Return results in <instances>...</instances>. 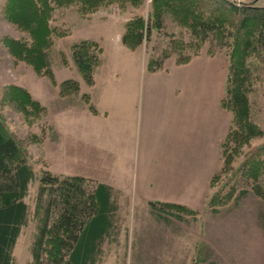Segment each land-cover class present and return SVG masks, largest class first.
<instances>
[{"label":"rangeland","instance_id":"obj_1","mask_svg":"<svg viewBox=\"0 0 264 264\" xmlns=\"http://www.w3.org/2000/svg\"><path fill=\"white\" fill-rule=\"evenodd\" d=\"M235 1L250 4L253 0ZM7 2L0 0V98L6 93L7 97H11V103L1 104L0 101L1 124L10 132L9 135L18 140L23 156L35 172V179L26 197L29 220L12 252L15 264H26L31 258L29 247L36 224L32 212L40 173L48 170L60 177L69 176L73 169L84 165L94 171L104 166L107 174L118 166V178L113 179L117 208L111 218L113 227L101 244L96 264H264V223L262 225L259 217L264 213V202L249 188L248 193L237 201L233 198L228 200L226 194L229 186L225 184L229 182L230 176L225 173L222 177L224 182L220 179L210 185L209 180L206 197L193 204L194 209L177 204L160 215L149 208L148 203L155 200H144L136 191L139 180L135 170L133 139L130 135L133 128L130 123L127 125V156L123 161H117L115 155L110 154L115 152V147L121 141L118 139L116 116L122 114L119 108L123 106L122 100L117 105L115 93L125 90L131 93L134 86H140L142 77L153 72L147 67L150 58L161 62L162 69L173 62L177 64L180 58L208 55L216 59V66L219 64L221 72L226 69L227 75L228 48L223 44L230 40L227 32L233 30L230 27L232 25L224 23L225 30L218 28L217 34H199L195 38L191 34L192 29L184 26L165 8L163 24L156 29L151 0H41V5L47 8L54 39L49 72L45 69L37 71L32 67L33 62L21 57L20 50L16 52L19 41L27 42L30 38L22 28L6 18L4 8ZM236 2L235 6L242 5ZM255 2L256 6L264 8V0ZM136 18H142L143 23V37L139 44L135 43L131 34L139 27L134 25ZM148 26L151 31L146 40L144 32ZM81 41H84L83 47L84 50L87 48L88 54L96 52L92 69L86 72L79 71L71 57L72 46L78 47ZM248 64L253 75L258 76L250 93L251 119L264 131V63L260 58L252 57ZM50 71L54 76L53 92L58 91V109L51 108L57 112L50 111V115L46 116L43 108L38 116L24 111L17 101L22 99V93L14 94V91L20 89L32 98L31 95L35 96L39 87L38 92H47L49 95L51 80L46 74ZM87 74L94 79L93 85L86 81ZM74 92L73 98L81 97L83 100L78 92H89L98 101V113L101 115L94 121L97 130L94 134L93 129L88 136L91 139L93 137L97 145L106 146L103 154H107L111 162H105L106 156H100V159L103 158L101 162L105 164L89 160L83 163L79 157L70 162L68 168L65 118L68 96ZM131 98L132 93L129 100ZM102 110L107 113V119ZM56 114L59 130L51 131L49 121ZM263 141L255 139L245 147L257 146ZM240 159L236 157L233 165L237 166ZM221 165L220 155L215 172ZM111 172L116 176L114 171ZM108 181L112 182V179L108 178ZM259 183L264 189V168ZM222 187L223 192L220 193Z\"/></svg>","mask_w":264,"mask_h":264},{"label":"trees","instance_id":"obj_2","mask_svg":"<svg viewBox=\"0 0 264 264\" xmlns=\"http://www.w3.org/2000/svg\"><path fill=\"white\" fill-rule=\"evenodd\" d=\"M40 1L8 0L4 11L8 21L22 28L30 38L28 43L23 40L19 44L11 41L18 45L16 52L20 50L21 57L33 62L32 67L37 71L45 69L49 72L54 29L49 25L47 8ZM151 1L156 29L163 24V8L192 29L191 34L195 38L199 34H217V29L223 28L224 23L232 25L233 30L227 32L230 40L223 44L228 48V67L224 95L220 101L231 119L220 144L222 165L210 178V185L213 181H222L226 173L230 176L225 184L229 186L226 194L228 200L239 199L248 193L249 188L264 202V189L259 183L264 168V141L257 146L245 147L255 139L264 140V131L251 119L250 93L258 76L253 75L248 64L252 57L260 58L264 63V8L256 6L255 0L250 4L242 2L241 6H235V0H175L177 4L174 0ZM134 25L139 27L131 34L135 43L139 44L143 37L142 18L134 19ZM150 31L151 27L145 28L146 40L150 37ZM84 44L81 41L78 47L73 45L71 57L76 68L86 72L92 69L96 52L88 54ZM189 59L180 58L177 64H184ZM161 64L150 58L147 67L154 71L160 69ZM46 75L53 79L51 71ZM86 81L92 83L90 74H87ZM17 92L22 93V99H16L24 111L41 115L43 108L39 103L25 91L18 89L14 94ZM7 96L6 93L1 96V104L11 103V97ZM1 120L0 112V264H15L12 252L29 220L26 197L35 172L23 156L18 140L9 135ZM236 157L241 159L234 166ZM239 184L242 186L238 187ZM219 192H223V187ZM148 204L153 213L160 215L165 214L167 208L178 206L158 201ZM116 209L110 186L80 176L60 177L48 170L42 171L32 212L36 224L29 247L31 258L26 264H96L101 244L112 231L111 218ZM176 217L181 219L180 216ZM259 217L263 225L264 213Z\"/></svg>","mask_w":264,"mask_h":264},{"label":"crops","instance_id":"obj_3","mask_svg":"<svg viewBox=\"0 0 264 264\" xmlns=\"http://www.w3.org/2000/svg\"><path fill=\"white\" fill-rule=\"evenodd\" d=\"M215 61L208 55H197L184 64L173 62L144 75L140 86H134V91H131L130 100L128 90L115 93L117 105L122 100L123 106L119 108L122 114L116 116L118 139L121 141L115 152L110 154L115 155L117 161H123L127 156V125L130 123L139 180L136 191L144 200L154 199L193 208V204L206 197L209 180L218 169L220 144L231 119L230 113L220 105L225 88V65H222L224 72H221ZM50 80L49 87L47 85L49 95L38 92L39 87L35 96L31 95L46 110V116L50 111L57 112L52 108L58 109V91L53 92L52 85L54 76ZM93 83L94 79L91 85ZM78 94L83 96V100L81 97L73 98L75 93L67 100V166L69 168L70 162L79 157L83 163L87 160L100 165L111 162L108 155L103 154L106 146L97 145L94 138L88 136L93 129L94 134L97 130L94 121L101 115L98 113L99 103L89 92ZM103 112L107 119V113ZM54 116L49 127L51 131H58L57 114ZM100 156H106L105 162H101L103 158ZM102 168L94 171L84 165L73 169L69 176L91 179L114 189L118 166L109 174L104 166Z\"/></svg>","mask_w":264,"mask_h":264},{"label":"built area","instance_id":"obj_4","mask_svg":"<svg viewBox=\"0 0 264 264\" xmlns=\"http://www.w3.org/2000/svg\"><path fill=\"white\" fill-rule=\"evenodd\" d=\"M237 2H238V1H237ZM237 2H236V3H237ZM239 3H240V1L238 2V4H239Z\"/></svg>","mask_w":264,"mask_h":264}]
</instances>
